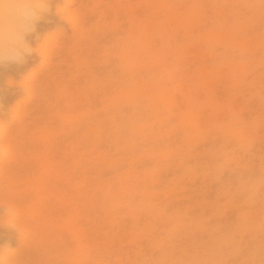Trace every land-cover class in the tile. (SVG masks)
<instances>
[{
	"label": "rangeland",
	"instance_id": "obj_1",
	"mask_svg": "<svg viewBox=\"0 0 264 264\" xmlns=\"http://www.w3.org/2000/svg\"><path fill=\"white\" fill-rule=\"evenodd\" d=\"M0 264H264V0H0Z\"/></svg>",
	"mask_w": 264,
	"mask_h": 264
},
{
	"label": "bare ground",
	"instance_id": "obj_2",
	"mask_svg": "<svg viewBox=\"0 0 264 264\" xmlns=\"http://www.w3.org/2000/svg\"><path fill=\"white\" fill-rule=\"evenodd\" d=\"M18 56V55H17ZM28 130V129H27ZM25 133V132H24ZM27 133V132H26ZM9 145V144H8ZM12 145H14V144H12ZM9 146H11V145H9ZM9 146H8V149H6V150H10V148H9ZM18 146V145H17ZM2 147V146H1ZM5 147V146H4ZM6 148V147H5ZM3 149V148H2ZM4 150V149H3ZM13 150V149H12ZM11 151V150H10ZM4 152H5V150H4ZM12 152H14V151H12ZM17 153V152H16Z\"/></svg>",
	"mask_w": 264,
	"mask_h": 264
}]
</instances>
